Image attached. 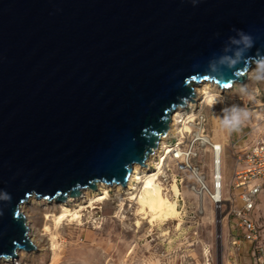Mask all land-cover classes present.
<instances>
[{
	"label": "water",
	"instance_id": "95a60500",
	"mask_svg": "<svg viewBox=\"0 0 264 264\" xmlns=\"http://www.w3.org/2000/svg\"><path fill=\"white\" fill-rule=\"evenodd\" d=\"M261 57L264 0H0V258L29 197L124 186L196 83Z\"/></svg>",
	"mask_w": 264,
	"mask_h": 264
},
{
	"label": "rangeland",
	"instance_id": "374dc122",
	"mask_svg": "<svg viewBox=\"0 0 264 264\" xmlns=\"http://www.w3.org/2000/svg\"><path fill=\"white\" fill-rule=\"evenodd\" d=\"M244 89H247V93ZM211 91L214 90L211 89ZM224 95L230 99L224 104L220 102L213 107L207 105L202 107V113L206 117V135L209 138H211L210 135L215 136L216 132L219 134L221 131L217 121L214 123L211 117L212 112H216L218 118L221 108L227 105L240 104L248 108L250 104L258 103L264 98V82L256 83L248 78L242 85H235L231 90L224 92ZM253 115L257 117L253 119L257 127L264 130V119L259 118L255 113ZM222 132L225 133V131ZM222 138L221 140L225 139ZM226 148L231 150L230 147ZM227 150L226 156L229 153ZM231 156L226 161L228 181L232 177ZM191 162L200 165V171L208 182L211 174V160L209 162L208 153L200 152ZM166 168H168L166 174L175 171V174L182 175L179 180L182 202L179 201V204L183 203V206H181L182 221L179 228H176L177 221L167 222L160 227H151L145 219L141 220L140 226H135L134 223L139 216H136L135 205L128 200V197L136 190L138 182L135 188L129 190L119 191L117 188L110 187L107 195L102 199L100 197L103 194L93 196L92 189L95 187H92L88 188L89 196L83 207L78 208L71 200V204L78 208L80 222L67 223L64 220L59 226V236L64 243L63 253L56 263H50L51 250L48 236L42 234V228L45 222L51 223L44 220V214L58 213L63 200L53 198L54 203H50L47 199H37V204H30L23 208L28 214L30 213L28 218L33 230L35 228L34 233L38 237L40 248L22 255L15 254V257H11L13 259L11 264H204L206 260L209 264H241L237 260L238 255L241 254L239 253L241 245L236 247L230 244L231 236L229 235H240L237 231H232V227H235L233 224L235 218L232 216L225 218L224 211L216 212L208 198L205 197L207 201L205 198L199 200L192 194L189 187L193 179L188 172H178L174 163L170 161ZM139 173L142 175V171ZM164 179L163 182L167 186L170 177L167 176ZM85 189L79 190L76 194ZM200 205L202 213L199 212ZM256 206L263 215L264 200ZM257 215H259L258 212ZM258 219L257 224L264 226V216ZM202 249L206 250L205 254Z\"/></svg>",
	"mask_w": 264,
	"mask_h": 264
},
{
	"label": "bare ground",
	"instance_id": "6f19581e",
	"mask_svg": "<svg viewBox=\"0 0 264 264\" xmlns=\"http://www.w3.org/2000/svg\"><path fill=\"white\" fill-rule=\"evenodd\" d=\"M254 65L255 66H253L254 68L252 67V69L256 68V64ZM251 74L252 73H249V69H247L244 73V78L241 81L239 82L235 81L226 87H222V88L220 87L221 88L220 90L217 84L209 82L207 80L201 81L200 83H196L195 89L193 88V90L195 93L198 92L199 94V97L197 99L202 98L205 105H207L208 107H213L212 105L208 103V101L213 96L217 97L221 101V103L224 104L227 99V97L224 95V92L231 90L232 87L235 85H242L248 79V76ZM211 89L214 91H211ZM180 112H181L180 108H175L171 112L167 128L158 138L156 146L150 151V153H148V155L146 156L142 164L134 163L131 166V172L129 174V178L127 179V181H125V183H123L124 186L120 185V183L118 184L113 183L111 185L104 184V183H96L97 185L96 184L94 185L95 189L94 188L92 189L93 196H99V194H103V196L100 197V199H102L107 195L110 187L117 188V190L119 191L129 190L131 188H135L138 182V187L136 188L134 192L130 193L128 197V200L132 201L135 205L134 212L136 216H139L134 223L136 227L140 226L142 219H145L148 225L151 227L152 226L160 227L166 224L167 222L177 221L176 228H179L180 222L182 221L181 206H183L182 205L183 203L179 204V201L182 202L181 190L179 188V180L182 178V175H179L177 173L176 175L175 171L172 173L166 174V171L168 170L166 166L168 165V162L170 161L174 163V166H176V170H178V172L179 171L187 172V170L180 169L184 167V165H180L179 166L180 168L178 169L177 168L178 164L176 160H173L167 157L166 155L170 151L169 147L168 146L163 147L164 143L168 140V138H171V136L176 137V138L178 137V134H176L175 132L176 127H174V123L172 122L176 118V115L179 114ZM212 117H213L214 123H216L217 121L216 113H213ZM189 118H192V115H189ZM188 131H190V127L184 122L181 125L180 132L182 134L183 132H188ZM220 139H221V133L218 134L216 132L214 139L212 138L211 141L216 143L215 145L218 144L221 146L219 142ZM164 149H166V151L164 153L165 157L163 158L161 153L164 152L163 151ZM153 156L154 158L156 157L155 160ZM139 171H142V175L139 173ZM213 173H214V170L212 172V169H211L210 181L208 183L209 187H212L213 179L211 178H212ZM188 174L192 177L190 173ZM167 176L170 177V180H169L168 185L166 186L163 181H165L164 177L167 178ZM205 181H206V178H205ZM84 188H86L84 191L76 194L79 190L84 189ZM88 188H92V187L87 186V187H83L79 189L77 192L74 193L76 195L74 197H73L74 194L72 196L68 194L65 196L66 197L65 200H64V197L60 198L61 201L63 200V203H61V209L58 213L51 214V215L47 213L44 214V220L51 222L49 224L45 222L42 228V234H45L46 236H48L49 246L51 250V259H50L51 262L50 263L52 262L56 263L59 259V256H61V254L63 253L64 240H62L59 236V226L62 224L64 220L67 223H71L73 221H76V223L80 222V214H79L78 208L83 207V205L86 203L87 198L89 196ZM192 194L194 193L192 192ZM197 198L199 199L198 196ZM71 200L74 202V204L78 206V208L73 206V204H71ZM36 201H37V198L31 196L28 198L27 202H24L19 207L20 213L22 211L21 213L22 219L24 220V223L26 224V228H27L25 232V237L27 239V242L29 243L28 245H31L32 248L24 249L22 247H19L15 250V254L22 255L25 252L29 253L32 250H36L40 248L38 237L34 233L35 228L33 230V226L31 225L29 218H28L30 213L28 214L27 211L23 209L27 207V205L37 204ZM53 201L54 199L52 198L50 200V203H54ZM201 204L203 207V203ZM202 251L204 254L206 253L205 249H202ZM11 257L13 256L6 257V258H0V264H11V262H13V259ZM204 264H209V262L206 260Z\"/></svg>",
	"mask_w": 264,
	"mask_h": 264
},
{
	"label": "built area",
	"instance_id": "2783aa9c",
	"mask_svg": "<svg viewBox=\"0 0 264 264\" xmlns=\"http://www.w3.org/2000/svg\"><path fill=\"white\" fill-rule=\"evenodd\" d=\"M198 97V92L194 93L192 101L187 100L177 107L181 112L176 115L172 123L176 127L175 132L178 137L171 136L164 143L163 147L168 146L170 149L166 155L176 160L178 169L180 165H184L180 169H185L192 175L193 182L189 189L199 197V200L207 197L215 211H224V215L236 219L234 225L240 230V235H229L231 236L230 244L236 247L242 243L248 244L253 253L252 264H264V226L258 225L252 217L258 196L264 192V140L235 150V164L241 167L235 168L227 188L229 191H235L237 197L224 196L221 173L222 147L215 145L216 143L206 135V117L202 113L205 103L202 98L197 99ZM248 109L264 119V99L250 104ZM189 115H192V118H189ZM184 122L190 127V131L181 134L180 129ZM235 144L237 142L233 143ZM163 151L161 154L164 158L166 149ZM200 152L210 154L212 172L214 170L211 178L213 179L212 187H209L205 181V176L199 168L200 165L191 162L193 158L198 157ZM202 211L200 206L199 212L202 213Z\"/></svg>",
	"mask_w": 264,
	"mask_h": 264
},
{
	"label": "crops",
	"instance_id": "0c3cea01",
	"mask_svg": "<svg viewBox=\"0 0 264 264\" xmlns=\"http://www.w3.org/2000/svg\"><path fill=\"white\" fill-rule=\"evenodd\" d=\"M226 100H230L229 97H227ZM213 113H216V112L213 111L212 114ZM212 114H211V117H212ZM253 119H257V117H255L253 115L252 118L248 122H246L244 125H242L241 128L239 130H237V131H233L231 133H228L226 131H225V133H223L222 131H220L221 139H222V137L225 138L224 140L220 139V141H219L220 144H221V147L223 148L222 149L221 173H222L223 186H224L222 193H223L224 196H227V197L231 196L232 198L233 197H237V193L235 191H229L228 188H227V184L230 182L227 179V176H228L229 173H228V171H226L227 170L226 161H227L228 157H230L232 155L231 159H233V163H232L233 164L232 165L233 166L232 167V173H233L235 168L237 169V168L241 167L240 165H236L235 164V160H234V152H235V150H237V148H240V147L241 148H243L244 146L247 147V146L253 144L256 141L264 140V130L259 129V127H257V124L255 123V121ZM210 137L214 138V134H212V136L210 135ZM234 142H237V144L233 145ZM226 147H230L231 150L230 151L227 150L228 148H226ZM226 150H227V152L229 151V153L231 155L228 153L227 156H226V154H225ZM208 155H209V162H210V154L208 153ZM210 164H211V162H210ZM209 181H210V178L208 179V182L206 180L207 183H209ZM260 195H261V198H259ZM259 196H258L257 203H261V201L264 200V192L259 194ZM205 200L207 201L206 198H205ZM236 203L238 204V202H236ZM258 209H259L258 206H255V209H254L253 214H252V217L254 218L255 221H258L259 217H263L264 216V210H263V215H261L260 214L261 210H258ZM257 212L259 213V215H257ZM224 216H226L225 218L228 217L226 214ZM235 221H236V219H235ZM235 221H233V224L235 223ZM228 226L230 228V225H228ZM232 229H233L232 230L233 232L237 231V233L240 234V230L236 226L232 227ZM228 231H230V230H228ZM239 253H241V254L238 255L237 260L241 264H243V263L244 264H252V262H253V253L249 249V245L248 244L242 243Z\"/></svg>",
	"mask_w": 264,
	"mask_h": 264
},
{
	"label": "clouds",
	"instance_id": "9594fccd",
	"mask_svg": "<svg viewBox=\"0 0 264 264\" xmlns=\"http://www.w3.org/2000/svg\"><path fill=\"white\" fill-rule=\"evenodd\" d=\"M196 2L197 0H192L193 4H195ZM237 31L239 32L241 39L247 41V47L250 48L252 46L251 37L247 34H244L242 30H237ZM253 60L256 64L255 69H252L251 67V63L253 62ZM243 61L244 63L247 64L249 73H252L251 75L248 76V78L256 83L264 82V57H261L259 59L245 58ZM236 63H237L236 60L230 61L229 67H234ZM213 67H215V65H213ZM244 92L247 93V89H244ZM220 102L221 101L215 96H213L208 101V103L212 106ZM252 116L253 113L248 108L240 104L227 105L221 108V114L217 118V126L221 131H226L228 133H231L233 131L239 130L242 125H244L252 118Z\"/></svg>",
	"mask_w": 264,
	"mask_h": 264
}]
</instances>
